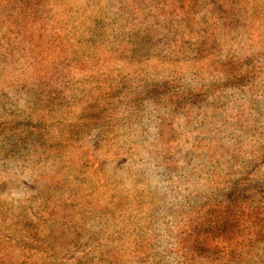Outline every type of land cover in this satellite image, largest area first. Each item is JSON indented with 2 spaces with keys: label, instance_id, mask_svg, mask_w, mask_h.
I'll return each mask as SVG.
<instances>
[{
  "label": "rangeland",
  "instance_id": "obj_1",
  "mask_svg": "<svg viewBox=\"0 0 264 264\" xmlns=\"http://www.w3.org/2000/svg\"><path fill=\"white\" fill-rule=\"evenodd\" d=\"M247 2L0 0V264H264Z\"/></svg>",
  "mask_w": 264,
  "mask_h": 264
},
{
  "label": "trees",
  "instance_id": "obj_2",
  "mask_svg": "<svg viewBox=\"0 0 264 264\" xmlns=\"http://www.w3.org/2000/svg\"><path fill=\"white\" fill-rule=\"evenodd\" d=\"M257 0H248V2H247V4L249 5V4H252V3H254V2H256ZM264 3V2H263ZM240 7V6H239ZM262 8H264V7H262ZM179 9V6H175L174 5V10H178ZM236 11H237V8H236V6H235V8H234ZM244 16H245V24L246 25H249L250 23H253L254 21H255V17H254V14H252V13H244ZM242 19V18H241ZM237 25H239V24H236V26ZM242 25L243 24H241V26H239V28H236V36H235V39L236 40H240V39H242V38H244L243 36H238V33H240L241 35H242V33L244 32V28L242 27ZM7 38H8V35L5 33V29H3L2 30V42L4 43V44H8L9 43V41L7 40ZM228 39H231V37H227ZM215 42H217V41H215ZM63 45V42L60 44V46H62ZM18 49L20 50V54H23V56H24V61H26V59H25V54L26 53H28V51L26 50V48L24 47V46H19L18 47ZM29 54V53H28ZM32 66H33V68L31 69V71L32 70H34L35 69V66L32 64ZM230 67L232 68V70L230 71L231 72V74H235V75H241L240 73H239V70H238V68H237V66H236V64L234 65V64H231L230 65ZM250 74H252V73H250ZM252 75H256V74H252ZM27 134H29L30 135V137H29V140H32L33 142L35 141V140H38V139H43V138H46L45 137V135L44 134H41V133H35V132H31V131H29V130H27V132H26ZM12 140H13V138H12ZM49 159V158H48ZM47 159V160H48ZM55 160L57 161V160H61V159H56L55 158Z\"/></svg>",
  "mask_w": 264,
  "mask_h": 264
}]
</instances>
